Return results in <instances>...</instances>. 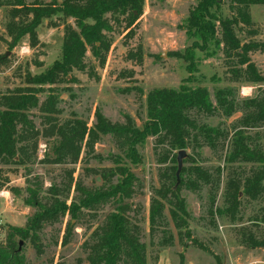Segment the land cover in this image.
Returning a JSON list of instances; mask_svg holds the SVG:
<instances>
[{
  "label": "trees",
  "instance_id": "16d2710c",
  "mask_svg": "<svg viewBox=\"0 0 264 264\" xmlns=\"http://www.w3.org/2000/svg\"><path fill=\"white\" fill-rule=\"evenodd\" d=\"M143 5L144 0H60L59 3L33 0L29 4L25 0H0V10L7 14L4 31L9 38L8 51L25 38L30 48L37 47V29L52 17L60 19L64 31L59 60L37 75L26 73L23 85L0 93V175L3 167L26 168L35 162L47 166H75L83 153L89 160L94 158L93 148L101 137H111L118 151L108 159L112 167L90 171L100 182L94 188H85L80 180H75L72 168L64 171V180L59 186L52 183L46 191L37 180L26 183L22 201L36 211L24 229L7 232L4 245H0V264H26L20 254L15 253V238L27 240L36 255H41L44 247L39 235L43 228L68 216L60 240V246L65 247L84 212L92 213L91 217L95 218L102 208H108L107 212L82 243L84 257L76 264H157L162 250L176 244L184 246L187 242L196 244L189 230L186 203L180 196L182 188L195 194L203 189L207 191L206 214L211 225L216 218L227 219L232 224L241 221V194L251 202L264 201V91L255 97L238 99L232 87L221 88L215 91L212 104L206 88L189 86L190 76L196 72V51L203 53L205 59L220 52L231 83L239 87L264 86V77L250 58L252 53L264 54V42H242L236 35L241 26H252L250 7L264 8V0H230L232 16L227 18L217 15L219 0L198 1L184 25L191 45L183 55L175 54L187 63L189 77L177 90L157 89L148 93L146 122L141 129L128 118L123 124L110 123L98 111L92 128L75 116L59 119L62 113L59 87L74 82L73 71L85 72L87 50L100 67L105 64L111 46L106 34L112 31L107 16L115 24L123 18L129 30ZM68 21H72V25ZM127 59L140 62L141 57L128 53ZM7 62L4 55L0 56L1 66ZM41 95L45 98L40 102ZM34 111L38 114L40 129L31 118ZM238 112L240 117L229 131L197 121L200 116L230 119ZM148 138L154 139V148L162 157L171 155L174 166L164 182L153 190L148 207L149 244H145L134 221L136 206L132 200L140 186L132 169L140 165L137 148ZM39 140L46 145L41 160L37 156ZM204 147L214 152L224 150V154H219L223 167L208 170L193 165L183 169L185 180L180 179L179 186L173 190L176 153L191 149L196 154ZM189 161L196 162L193 158ZM242 165L250 166L248 174L244 173ZM224 168L229 172L222 183ZM221 185L222 204L217 207ZM72 191L75 195L70 197ZM11 193L19 196L22 191L11 189ZM260 213L253 222L264 225V206ZM169 224L175 234L169 230ZM240 234L244 245L264 248V241H257L250 232L245 235L241 230ZM178 264H185L182 253L178 255Z\"/></svg>",
  "mask_w": 264,
  "mask_h": 264
},
{
  "label": "rangeland",
  "instance_id": "374dc122",
  "mask_svg": "<svg viewBox=\"0 0 264 264\" xmlns=\"http://www.w3.org/2000/svg\"><path fill=\"white\" fill-rule=\"evenodd\" d=\"M25 1L29 4L33 0ZM39 1L60 2V0ZM198 1L144 0L141 14L136 16L134 12L137 19L129 30H126L123 18H119L120 23L115 24L107 16L111 21L112 31L106 34L111 46L105 64L100 67L91 51L87 50L85 72L73 71L71 77L74 82L59 87L60 90L62 89L59 103L62 113L59 119L66 120L75 116L85 121L87 127L92 128L95 123V112L98 111L110 123L123 124L128 118L141 129L146 122L145 102L148 93L157 89L177 90L189 77L186 70L187 63L175 54L183 55L191 45L192 41L185 35L184 25L190 10ZM219 4L217 15L223 18L231 17L230 0H219ZM249 14L252 26L250 28L241 26L236 30L237 37L242 42L251 40L264 42V8L252 6ZM6 22L7 14L2 9L0 10V56L5 57L6 53L9 55L5 57L8 62L3 66L0 65V93L23 85L26 73L37 75L59 60L64 33L63 23L57 17H52L44 20L37 29L39 41L37 47L30 48L28 39L25 38L16 48L8 51L9 38L4 31ZM68 23L72 25V21ZM252 33L255 35L252 36ZM128 53L140 55V62L128 60ZM195 58L196 72L191 74L192 83L189 86L206 88L212 104L217 89L232 87L236 90L238 99L255 97L261 90L264 91V86L239 87L231 83L226 75L225 62L220 52L212 58L205 59L203 53L196 51ZM250 58L264 77V54L252 53ZM71 77L69 76L68 80ZM44 98L45 95L39 96L40 102ZM239 117L238 112L230 119L221 116L212 118L200 116L197 121L208 127L229 131ZM31 118L35 126L40 129V120L36 111ZM45 148V142L39 140L38 160L43 159ZM137 151L141 163L132 170L138 178L140 188L132 200V204L136 206L134 221L141 230L142 242L149 244V201L153 196V190L164 182L174 163L171 162L170 154L162 157L159 151L155 150L152 138H148L137 148ZM196 152L195 154L191 149H186L187 158L182 162V171L193 165L208 170L223 167L219 154H224V150L221 152L218 149L214 152L204 147ZM117 153L113 139L106 136L101 137L94 145L92 154L94 158L89 160L83 153L81 160L75 166H47L35 162L34 165L26 168L13 165L3 167L0 175V245H4L9 230L24 229L36 211L22 201V197H25L23 190L26 183L37 180L42 183L43 190L46 191L52 183L59 186L64 180V171L72 168L75 169V180H80L85 188H94L99 186L100 182L90 171L112 167L108 159ZM191 158L196 161L194 164L189 161ZM236 167L233 166V169ZM241 168L245 174H248L249 165H242ZM182 171L180 179L185 180ZM227 172L229 169L224 168L221 173L222 183L226 180ZM11 189H21L22 193L19 196L12 194ZM221 192L222 185L216 198L217 207L222 204ZM74 195L75 192L72 191L70 197ZM180 196L185 200L189 214V230L196 244L187 242L184 246L176 244L172 248L165 249L175 264H178L180 253L183 254L184 259H195L197 264H264V248L252 249L244 245L240 234L241 230L245 235L250 232L257 241H264V225L253 222V218L261 216L260 208L264 206V201L251 202L241 194V221L232 224L227 219L216 218L214 225H211L206 214L208 194L205 189L195 194L182 188ZM107 209L102 208L95 214V218L91 217L92 213L84 212L82 220L74 227L69 243L65 247L60 246V240L68 216L59 223L46 225L43 228L39 235L44 247L41 255H36L31 244L20 238L14 240L16 250L18 243L22 242L19 254L26 264H76L77 260H82L84 257L82 243L102 222ZM165 215L167 216V211ZM169 230L175 234L171 224Z\"/></svg>",
  "mask_w": 264,
  "mask_h": 264
},
{
  "label": "water",
  "instance_id": "95a60500",
  "mask_svg": "<svg viewBox=\"0 0 264 264\" xmlns=\"http://www.w3.org/2000/svg\"><path fill=\"white\" fill-rule=\"evenodd\" d=\"M135 14V13H134ZM9 53L5 54V57H7ZM187 158V153L185 150H180L176 154V172H175V185L173 187V190L177 189L179 183H180V173L182 171V162L184 159ZM22 242L18 243V249L15 251V253H20L21 251Z\"/></svg>",
  "mask_w": 264,
  "mask_h": 264
},
{
  "label": "crops",
  "instance_id": "0c3cea01",
  "mask_svg": "<svg viewBox=\"0 0 264 264\" xmlns=\"http://www.w3.org/2000/svg\"><path fill=\"white\" fill-rule=\"evenodd\" d=\"M157 264H175V263L170 258L169 252L167 250H164L159 254V259ZM185 264H197V262L195 261V259L185 258Z\"/></svg>",
  "mask_w": 264,
  "mask_h": 264
}]
</instances>
